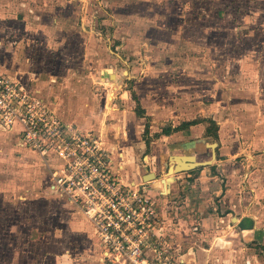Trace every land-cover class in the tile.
I'll use <instances>...</instances> for the list:
<instances>
[{
    "label": "rangeland",
    "instance_id": "1",
    "mask_svg": "<svg viewBox=\"0 0 264 264\" xmlns=\"http://www.w3.org/2000/svg\"><path fill=\"white\" fill-rule=\"evenodd\" d=\"M0 76L30 84L59 119L103 138L117 107L149 115L145 142L161 123L216 128L198 162L218 166L241 221L213 224L210 236L197 225V247L219 250L224 263L264 264V0H0ZM17 130L0 126V264H105L84 216L50 195L46 160L18 145ZM163 160L165 180L180 174Z\"/></svg>",
    "mask_w": 264,
    "mask_h": 264
},
{
    "label": "built area",
    "instance_id": "2",
    "mask_svg": "<svg viewBox=\"0 0 264 264\" xmlns=\"http://www.w3.org/2000/svg\"><path fill=\"white\" fill-rule=\"evenodd\" d=\"M18 77L0 76V125L61 162L52 187L84 216L107 264H183L168 220L142 185L125 184L99 134L59 119ZM165 210V208H163Z\"/></svg>",
    "mask_w": 264,
    "mask_h": 264
},
{
    "label": "crops",
    "instance_id": "3",
    "mask_svg": "<svg viewBox=\"0 0 264 264\" xmlns=\"http://www.w3.org/2000/svg\"><path fill=\"white\" fill-rule=\"evenodd\" d=\"M24 84L31 87L28 83ZM129 107L132 108L133 105L129 104ZM113 112L116 116L113 124L109 125L112 128L111 138H103L101 135L100 137L106 148L111 152L114 168L118 171L122 181L130 185L144 184L142 180L148 173H152L155 176L154 180L145 183V188L155 201L160 202V204L162 203L164 206L165 210L162 212L163 217L171 223L169 225L171 228L170 234L173 235V238L175 237L174 243L177 248L179 250L182 249L178 253L179 257L183 260V264H231L229 262L231 258L225 263L220 256L218 258V255H221L219 250L216 252V250L211 251V249L197 247V237L201 234V229L199 230L197 225L201 223L209 224V232L204 231V233L210 236L213 230V224L219 222L224 223L227 219H235L238 223L241 221L240 218H234L231 215V211L234 210L233 203H229V200L226 199L227 189L225 185L222 186L220 184L222 183V178L219 177L221 173L219 172L218 166H214V168L210 166L196 167L190 171L177 174L175 178L169 180L163 178V173H165L166 168V162L163 160L165 155L168 158L172 155H193L196 161H198L201 156L208 154V149H206V145L204 144L206 140L203 138L205 136V125L203 123H197L184 129L180 128L173 131L171 128L176 125L172 124L171 126L166 123H161L159 125L163 129L170 128V133L167 135L161 133L158 139L147 140L145 142L139 135L143 127L141 123L145 120L146 116L149 117L148 114L144 112L145 117H139L133 109H118V107ZM76 126L79 128L77 124ZM106 127L107 125L103 128ZM89 131L95 132L93 130ZM130 132L133 133L134 137H139V139L136 142H131V145H127L126 142L129 139ZM17 143L20 147L25 148L20 141ZM146 144H148V148ZM33 153L39 158L41 164L42 160L44 162L46 160L47 167L49 168H57L61 164L60 160L55 156L49 155L47 157H41L37 153ZM170 153L173 154L170 155ZM143 154L145 163L139 165L136 162L138 160L136 157ZM130 158H133L132 160L135 164L131 167H129L131 165ZM144 168L147 170H144ZM45 175L50 183V169L49 174L47 173ZM51 185H49V189L52 191L50 195L57 196V198L62 200V195L58 194ZM159 198H161L162 202ZM63 200L66 205L72 206L67 200ZM172 203L180 205L179 207H175V210H172L174 207H172ZM157 205L160 207L159 203ZM171 213H173L172 217ZM84 222L89 227V234L93 236L90 225L86 221ZM186 222L191 225V228H186L185 230L183 224ZM175 225H178L177 227L180 230L182 229L184 236L183 234L180 235V232L179 234L176 232ZM228 227L230 228V226ZM193 240L195 244L192 243Z\"/></svg>",
    "mask_w": 264,
    "mask_h": 264
},
{
    "label": "water",
    "instance_id": "4",
    "mask_svg": "<svg viewBox=\"0 0 264 264\" xmlns=\"http://www.w3.org/2000/svg\"><path fill=\"white\" fill-rule=\"evenodd\" d=\"M208 146L212 150L211 158L214 159L215 158L214 148L216 147V145L215 144H211V145H208ZM177 159L181 163L184 162V164L187 166V168H183L182 166L179 167L178 166V162L176 161ZM192 159L194 161H196V158L193 155H172V156H170L168 158V160H170V162L173 161L175 163L174 167H172V168H174V171H172V173H182V172L190 171V170H192V169H194L196 167L207 166V165L211 164V160L204 161V162L196 161L194 166H192V163L190 162V160H192ZM172 168L168 169L169 173H170V170ZM154 178H155V176L152 173H148L147 175L144 176L143 180L151 181V180H154Z\"/></svg>",
    "mask_w": 264,
    "mask_h": 264
},
{
    "label": "trees",
    "instance_id": "5",
    "mask_svg": "<svg viewBox=\"0 0 264 264\" xmlns=\"http://www.w3.org/2000/svg\"><path fill=\"white\" fill-rule=\"evenodd\" d=\"M132 98L135 101V103L137 104V107H139V101H138V99L136 98V96L134 94H132ZM137 116H139V117H143L144 116L145 117L144 112L140 111V110L137 112ZM207 122H209V123L214 125V122L211 121V120H209ZM197 123H201V122L200 121L185 122V123H182L178 128H175V129L178 130L180 128L188 127L190 125H194V124H197ZM162 133L166 134V135L169 134L170 133V128L162 129ZM205 136H207V137L211 136L213 139H216L218 137L217 129L216 128L212 129V128H209V127H205Z\"/></svg>",
    "mask_w": 264,
    "mask_h": 264
},
{
    "label": "bare ground",
    "instance_id": "6",
    "mask_svg": "<svg viewBox=\"0 0 264 264\" xmlns=\"http://www.w3.org/2000/svg\"><path fill=\"white\" fill-rule=\"evenodd\" d=\"M176 161L178 162V166H179V167L182 166L183 168H187V166L184 164V162L181 163V162H179L178 159H177ZM188 161H189V160H188ZM190 162L192 163V166H194V164H195L196 161H194V160L192 159V160H190ZM172 171H174V168H172V169L170 170V173H172Z\"/></svg>",
    "mask_w": 264,
    "mask_h": 264
}]
</instances>
